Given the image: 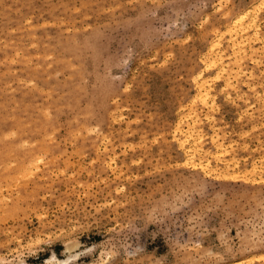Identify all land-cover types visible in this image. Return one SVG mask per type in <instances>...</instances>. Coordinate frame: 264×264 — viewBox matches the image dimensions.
<instances>
[{"label":"rangeland","instance_id":"1","mask_svg":"<svg viewBox=\"0 0 264 264\" xmlns=\"http://www.w3.org/2000/svg\"><path fill=\"white\" fill-rule=\"evenodd\" d=\"M263 2L0 0V264H264Z\"/></svg>","mask_w":264,"mask_h":264},{"label":"bare ground","instance_id":"2","mask_svg":"<svg viewBox=\"0 0 264 264\" xmlns=\"http://www.w3.org/2000/svg\"><path fill=\"white\" fill-rule=\"evenodd\" d=\"M259 1L261 2V0H259ZM238 18L239 17H237V18L235 17V19L238 20V21L233 20L232 22L229 23V25H227V28H226V30L229 33V35H231V38H230L231 39V43H230L231 54H230V56H231V59H232L231 62H232L233 65H226L225 66L223 64L224 62H222V58H221L223 56L221 54H217V52H215V53L212 52V53H210L211 55L207 54V56L203 59L204 66H206V67H211L212 66L215 69L216 76L220 75L221 73L224 74V77H225V78L223 77L224 78L223 79L224 80L223 81L224 85H228L229 84V81L231 80L229 78L231 76H232V78L233 77H237V75H239V73H241L240 72L241 71V67H242V66H240L242 64L241 63V61H242L241 59H243L242 57L246 54L245 53L246 52V50H245L246 42L244 43V40H246L245 37H244L243 40L242 39L240 40V38H239V40H236L235 36L238 34V32H237V34L235 36H232L233 33H231V32L234 31L233 28H235L237 30H240V31H244L245 29L247 30L246 25L249 26V24H248L249 22L247 24H246V21L243 22V20L239 22ZM249 21H252V20H249ZM250 24H251V22H250ZM254 26H256V25H254ZM231 29H233V30L231 31ZM237 30H235V31H237ZM234 33H236V32H234ZM241 36H242V34H241ZM215 41L213 42V40H212L211 42H209L211 48H213V47H215L217 45V43ZM250 54H251L250 57L253 58V55L256 54V52L251 50ZM203 76L199 72L197 73L196 76H193V77H195V79H194L195 93H194V95L192 97V100L193 101H198L201 105L204 106V105H207L209 103V101H211V100L209 99L210 92H209V89L207 87L208 86L207 85V80ZM234 80H235V78H234ZM191 104H193V103H191ZM186 115L191 117V119H192L191 124L188 123L189 125H186L187 127H186V129H183L184 130L183 132L181 131L182 129H180V126H179L178 123H177V127H176L177 131L180 132L179 133L180 136H177V140L176 141L181 146V148L184 149L183 152H184V155L186 156L184 158V160L185 161H191L193 164H195V163H197V162H195V159L197 158L200 161V166H202V164H203L202 160L205 161V165L204 166H209L210 165L209 157L214 158V160L217 159V158H220V156L223 157V155L226 153V151H225V149L223 147V143L220 141L221 139H219L217 137V133H215L213 131V133L210 136V140H211V143H212V146H213L212 148L214 149V151L213 152H210V151L208 152L206 150H203L202 149V145H201V139H200L201 138V134H200V132H196L197 131L196 128H198L197 127L198 124L196 122V121H198L197 120L198 114H197V112H195L194 108L190 107V109L186 113ZM193 135H195V136H193ZM188 137H190V138L192 137V142L189 143V145H186V142H189V141H187ZM174 138H176V137H174ZM233 163H235V162H233ZM31 164H32V162L30 163V166H31ZM32 165H34V164H32ZM229 165H231V164L228 161H225V162L222 163V167L224 168L225 171L228 169ZM51 256H52V254H51ZM43 261L44 262L42 264H52V262H53V264H62V263H64V260L58 259L57 257H55V255H53L52 258L50 256H48Z\"/></svg>","mask_w":264,"mask_h":264}]
</instances>
